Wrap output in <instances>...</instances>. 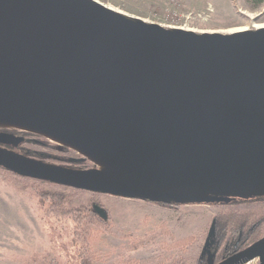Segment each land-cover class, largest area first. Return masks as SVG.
I'll return each mask as SVG.
<instances>
[{"label":"water","instance_id":"water-1","mask_svg":"<svg viewBox=\"0 0 264 264\" xmlns=\"http://www.w3.org/2000/svg\"><path fill=\"white\" fill-rule=\"evenodd\" d=\"M0 127L93 165L0 146V167L23 177L169 204L263 196L264 27L198 33L96 0H0ZM258 257L264 236L219 264Z\"/></svg>","mask_w":264,"mask_h":264},{"label":"rangeland","instance_id":"rangeland-1","mask_svg":"<svg viewBox=\"0 0 264 264\" xmlns=\"http://www.w3.org/2000/svg\"><path fill=\"white\" fill-rule=\"evenodd\" d=\"M109 5L130 17L198 33H231L240 27L247 30L264 27V7L253 11L244 0H109ZM18 131L27 138L39 136ZM19 147L66 157L79 155L74 150L61 153L36 142ZM15 152L27 156L23 151ZM54 161L56 165H69L65 161ZM48 162L53 161L48 158ZM91 167L93 165L87 168ZM77 168L85 166L77 165ZM56 195L60 196L58 201L65 212L54 214L52 208L43 214L39 208L43 198L49 202ZM92 203H98L108 215L107 221L94 215L84 221L83 246L94 264H177L182 259L185 264H194L207 246L218 214L236 211L254 213L256 218L264 216V201L255 199L235 204L152 202L60 186L0 168V264H70L61 255L65 254V245L61 246L58 241L56 248L49 236L61 239V225L67 214L77 209L85 211ZM51 215L59 220L56 227L48 220ZM46 231L50 232L49 236ZM179 240L185 243L177 244Z\"/></svg>","mask_w":264,"mask_h":264},{"label":"trees","instance_id":"trees-1","mask_svg":"<svg viewBox=\"0 0 264 264\" xmlns=\"http://www.w3.org/2000/svg\"><path fill=\"white\" fill-rule=\"evenodd\" d=\"M246 5L249 9L253 11H258L264 7V0H244ZM81 156V155H80ZM82 157V156H81ZM80 158H65V159H59L63 160L69 164H72L73 166L82 165L87 168L89 165H92V163L88 160H80ZM46 159V158H45ZM55 159H58L55 157ZM2 168V167H0ZM3 169V168H2ZM51 183V182H47ZM51 196V195H50ZM56 198H51L49 202L46 201V197L43 198V203L49 206V210H54V214L65 212L64 206L61 204V202L58 201V195L55 196ZM258 201H264V195L263 196H256L255 198H252ZM237 200V201H236ZM250 200V199H241V198H231L229 200V204H235L238 202ZM148 201V200H147ZM163 203V202H161ZM61 204V205H60ZM81 210L77 209L72 212H69L67 214L66 218L68 219L67 222H64L67 224V228L71 229L75 232H77V242L82 247L83 246V227L86 222L85 220H82L80 217L82 216ZM71 214L73 216L71 217ZM53 216V217H52ZM70 216V218L68 217ZM49 221L52 222V218L55 217V224L57 225L59 220L56 216L51 215L48 216ZM61 222V221H60ZM214 233L210 239L209 245L207 246L208 249L213 248V254L217 253L219 250L223 249H231L233 250L235 246H240L243 249L251 246L256 241H258L263 235V225H264V216H261L259 218L255 217L254 213L247 214H240L236 211H227L222 212L218 214L214 218ZM81 231V235H80ZM185 243L184 240H179L177 244H183ZM85 248V247H84ZM86 255V254H85ZM89 259H82L80 262L73 261L71 264H93V261L91 259V256L89 255Z\"/></svg>","mask_w":264,"mask_h":264},{"label":"flooded vegetation","instance_id":"flooded-vegetation-1","mask_svg":"<svg viewBox=\"0 0 264 264\" xmlns=\"http://www.w3.org/2000/svg\"><path fill=\"white\" fill-rule=\"evenodd\" d=\"M0 133L10 134V135L14 136L15 138L20 139L18 142H14V143L9 144V145L0 144L1 147L9 149V150H14V151H18V150L23 151L27 154L28 157H31V158L37 159V160H41V161H44L46 163L55 164L56 162L54 160L65 159V158H80L81 157L80 155H78L77 157L76 156L75 157L74 156L66 157V156H61V155H54V154H48V153L33 151V150L21 149L19 147V146H21V144L28 143V142H36V143H39V144H41L45 147H48V148H55L56 150H59L61 153L73 152V150H71L70 148H68L66 146H60L57 144L53 145L54 144L53 141H50L49 139L42 137V136H38L37 138H29V137L27 138V136L19 135V131L16 128L0 127ZM55 157H57L58 159H55ZM48 158H51V160L54 163L48 162ZM60 161H63V160H60ZM66 167L77 168V166H73L72 164L66 165ZM79 169H82V168H79ZM83 169H86V168H83ZM40 181H42V180H40ZM43 182H46V181H43ZM52 184H54V183H52ZM56 185H59V184H56ZM60 186H64V185H60ZM65 187H68V186H65ZM70 188H72V187H70ZM74 189H77V188H74ZM39 208L43 212V214L49 212V206L46 205L45 203L40 204ZM101 210L105 213V216L101 214V212H102ZM81 214H82V216L80 218L82 220H85L87 217H90L93 215L102 221L108 220V215H107L106 211L98 203H92L85 211H82ZM72 216H73V214H71V217ZM68 217L70 218V216H68ZM52 219H53L52 223H54L55 217ZM48 220H49V218H48ZM67 220L68 219L66 218L65 221H63V223H62L63 225H61L63 227V229L61 231V237H62L61 239H57V237L54 238L52 236H49L50 232L46 231L48 233L49 238L51 239L50 240L51 243L56 248L58 246V241L61 243V246L65 245V248H66V250L64 251L65 254L61 253V255H62V257H64L63 260H66L67 263L71 264L73 261L80 262V260H82V259H86V260L89 259L88 252H87L86 248H84V247L81 248V246L79 245V243L76 240V238L78 237L77 232H75L71 229L65 230V227L67 224H65L64 222H67ZM52 226L56 227V224L54 223V224H52ZM62 232L64 235L62 234ZM80 235H81V231H80ZM243 250L244 249L242 247L237 245V246H235V248L233 250L221 249L216 254L215 253L213 254V251H214L213 248L208 249V247L205 246V247H203V249L198 254L194 264H219V263L225 261L226 259L242 252ZM177 264H185L184 259H182L181 261H178Z\"/></svg>","mask_w":264,"mask_h":264},{"label":"built area","instance_id":"built-area-1","mask_svg":"<svg viewBox=\"0 0 264 264\" xmlns=\"http://www.w3.org/2000/svg\"><path fill=\"white\" fill-rule=\"evenodd\" d=\"M96 1L106 5L108 7H110L109 0H96ZM246 264H260V258L258 257V258L254 259V260H251V261L247 262Z\"/></svg>","mask_w":264,"mask_h":264},{"label":"bare ground","instance_id":"bare-ground-1","mask_svg":"<svg viewBox=\"0 0 264 264\" xmlns=\"http://www.w3.org/2000/svg\"><path fill=\"white\" fill-rule=\"evenodd\" d=\"M111 7V6H110ZM112 8V7H111ZM114 9V8H113ZM116 10V9H115ZM118 11V10H117ZM119 12H121V11H119ZM122 13V12H121ZM122 14H124V15H126L125 13H122ZM257 27H259V26H257ZM261 28V27H260ZM245 30H247V28L246 27H240V28H237L236 30H234V32H237V31H245Z\"/></svg>","mask_w":264,"mask_h":264}]
</instances>
